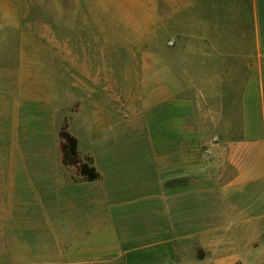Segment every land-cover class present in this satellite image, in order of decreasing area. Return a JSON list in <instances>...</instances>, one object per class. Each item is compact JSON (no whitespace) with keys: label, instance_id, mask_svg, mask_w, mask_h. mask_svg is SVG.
<instances>
[{"label":"rangeland","instance_id":"374dc122","mask_svg":"<svg viewBox=\"0 0 264 264\" xmlns=\"http://www.w3.org/2000/svg\"><path fill=\"white\" fill-rule=\"evenodd\" d=\"M193 3L0 0V186L9 178L15 189L0 193V240L17 189L24 205L54 207V264L123 215L140 224L132 231L167 226L184 264L218 250L219 264H264V218L243 222L264 215V182L240 180L246 150L225 142L243 135L241 117L208 115L216 102L177 92L175 79L161 89L160 65H175L197 30ZM64 127L100 178L63 163ZM12 252L0 241L1 264Z\"/></svg>","mask_w":264,"mask_h":264},{"label":"crops","instance_id":"0c3cea01","mask_svg":"<svg viewBox=\"0 0 264 264\" xmlns=\"http://www.w3.org/2000/svg\"><path fill=\"white\" fill-rule=\"evenodd\" d=\"M196 2L198 24L196 30L194 23L192 43L181 48L183 57L175 65L167 62L160 65L164 68L162 84H167V88L164 84L161 89L169 91L175 79L177 92L191 91L200 103L204 96L216 102L213 106L208 104V115L213 112L223 117H241L243 135L225 141L226 145L246 150L239 175L243 183L264 182V0H206V10L204 0H195L193 4ZM232 95L240 101L236 111L231 110L235 107L229 102ZM224 123L231 124L232 119L226 122L223 119ZM232 157L238 161L242 158ZM7 172H12V168H7ZM5 180L0 193L5 190L13 193V184H9V178ZM15 194L16 214L14 219L3 223L9 235L6 241L0 240L4 245H15V252L6 259L15 260L13 264H54L57 258L54 207L24 205L17 189ZM28 208L31 215L24 213ZM239 208L252 211L248 204ZM126 218L121 216L67 251V264H184L177 258V240L167 226L160 230L132 231L133 224L136 227L140 224ZM246 218L243 222L252 219L258 223L264 215ZM225 258L226 252L218 250L208 257L207 263L193 264H219L216 260Z\"/></svg>","mask_w":264,"mask_h":264},{"label":"trees","instance_id":"16d2710c","mask_svg":"<svg viewBox=\"0 0 264 264\" xmlns=\"http://www.w3.org/2000/svg\"><path fill=\"white\" fill-rule=\"evenodd\" d=\"M60 137L63 163L68 166L77 167L79 173L86 180L92 181L100 178L101 174L93 165V159L89 157L87 158L88 161H84L81 157L78 150V138L69 132L66 127L61 131Z\"/></svg>","mask_w":264,"mask_h":264}]
</instances>
